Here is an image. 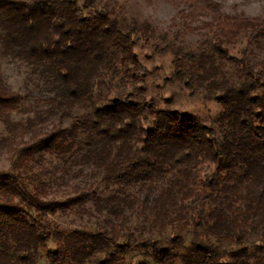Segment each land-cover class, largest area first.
I'll return each instance as SVG.
<instances>
[{"label":"trees","instance_id":"16d2710c","mask_svg":"<svg viewBox=\"0 0 264 264\" xmlns=\"http://www.w3.org/2000/svg\"><path fill=\"white\" fill-rule=\"evenodd\" d=\"M198 2L210 13L200 26L202 46L166 50L174 77L188 92L205 90L221 105L219 134L188 113L158 108L153 100L111 96L113 81L143 83L147 69L134 38L151 40L155 28L150 22L118 17L95 0L82 5L77 0H0L1 56L22 61L44 80L54 114L70 116L76 106L90 110L81 119L73 117L68 127L31 128L11 120L22 96L0 75V121L9 133L0 146L22 168L0 173V264H34L40 251L49 264H120L132 231L127 241L111 244L105 229H67L46 217V210L72 205L92 214L84 207L88 201L108 216L105 222L113 232L126 208L141 214L151 229L176 227L170 245L139 242L154 264H264L261 245L250 252L248 244L251 238L264 240V18L223 13L215 0ZM241 41L246 46L233 54ZM40 152L70 158L106 185H138L140 195L101 197L96 189L78 190L66 201L45 204L42 183L31 190L23 181L39 176L33 167ZM188 224L189 244L175 253ZM209 237L228 246L220 249ZM49 240L54 249L48 248Z\"/></svg>","mask_w":264,"mask_h":264},{"label":"rangeland","instance_id":"374dc122","mask_svg":"<svg viewBox=\"0 0 264 264\" xmlns=\"http://www.w3.org/2000/svg\"><path fill=\"white\" fill-rule=\"evenodd\" d=\"M215 1L220 3L223 13L264 18V0ZM77 2L82 5L84 0H77ZM198 3V0H95L96 6L107 7L118 17L148 21L155 28V35L149 41H143L139 35L134 38L135 52L147 69L143 83L124 86L119 81H113L110 84L111 96L125 99L130 95L131 99L138 101L153 100L158 108L175 109L188 113L196 121L210 125L215 133L219 134L218 115L222 111L221 105L205 90L200 89L195 93H189L174 77L172 56L166 50L171 45H184L196 51L202 46V35L205 30L200 26L203 21L210 19V13L200 9ZM190 13L195 14L194 17H191ZM245 46L243 41L239 42L232 49V53L237 55ZM254 54L260 57L262 51L255 50ZM0 75L10 90L22 96L19 109L10 113L13 121L28 123L31 128L49 130L59 126L68 127L73 117L81 119L90 112L88 107L76 106L71 110L70 116L54 114L57 109L51 107L54 102L50 100L51 94L44 80L35 74L30 66L20 60L4 58L1 53ZM140 86L142 89L138 88ZM102 88L106 90L105 87ZM8 136L5 125L0 121V138ZM36 157L39 164L34 165L33 172L39 176L37 178L26 176L23 177V181L31 190L35 185L42 183L45 194H41L40 199L45 201V204L59 200L66 201L78 190L96 189L101 197L140 195L138 185H106L95 171L74 164L70 158L62 160L44 152L37 153ZM15 161V157L11 156L4 146H0V173L20 172L22 168ZM84 207L92 214L74 210L76 205L66 209L57 208L54 212L46 210L45 213L48 220L63 228H80L91 233L105 229L107 235L104 237L111 244L127 241L126 235L128 231H132L134 239L130 241V247L121 253L120 264H130L140 260L147 261V264H154L151 256L146 254L148 250L141 247L139 242L156 240L169 244L171 235L177 230L176 227L171 226H167L162 231L151 229L141 214L136 216L129 213L126 208L124 221L113 232L111 231L112 224L105 222L108 216L95 212L91 201H88ZM182 237V243L173 247L175 253H183L188 246L191 238L190 224L182 231ZM209 241L220 249L228 246L226 241H220L216 237H209ZM248 244L250 252L255 251L256 245H261V252L264 254V240L261 238H251ZM48 248H55L51 240L48 241ZM34 264H49L44 252L38 253ZM84 264L91 263L85 262Z\"/></svg>","mask_w":264,"mask_h":264}]
</instances>
